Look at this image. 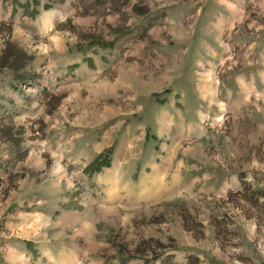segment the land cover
Wrapping results in <instances>:
<instances>
[{"label": "rangeland", "instance_id": "rangeland-1", "mask_svg": "<svg viewBox=\"0 0 264 264\" xmlns=\"http://www.w3.org/2000/svg\"><path fill=\"white\" fill-rule=\"evenodd\" d=\"M0 264H264V0H0Z\"/></svg>", "mask_w": 264, "mask_h": 264}, {"label": "trees", "instance_id": "trees-1", "mask_svg": "<svg viewBox=\"0 0 264 264\" xmlns=\"http://www.w3.org/2000/svg\"><path fill=\"white\" fill-rule=\"evenodd\" d=\"M32 58L22 48L7 41L0 52V72L8 68L17 73L18 78L16 79L20 82H25L28 79L34 80L36 74L25 70Z\"/></svg>", "mask_w": 264, "mask_h": 264}]
</instances>
